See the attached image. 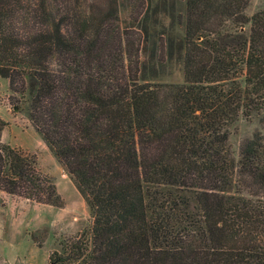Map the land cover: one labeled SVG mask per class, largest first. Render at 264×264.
<instances>
[{
	"label": "trees",
	"instance_id": "trees-1",
	"mask_svg": "<svg viewBox=\"0 0 264 264\" xmlns=\"http://www.w3.org/2000/svg\"><path fill=\"white\" fill-rule=\"evenodd\" d=\"M249 1L141 0L129 49L116 0H0L13 108L25 97L91 218L50 263L264 264V125L236 158L227 144L264 110V0L246 17ZM175 65L180 82L158 81ZM0 192L63 205L34 154L3 142Z\"/></svg>",
	"mask_w": 264,
	"mask_h": 264
},
{
	"label": "rangeland",
	"instance_id": "rangeland-1",
	"mask_svg": "<svg viewBox=\"0 0 264 264\" xmlns=\"http://www.w3.org/2000/svg\"><path fill=\"white\" fill-rule=\"evenodd\" d=\"M116 3L119 29L127 34L125 45L134 49L139 29L132 22L131 15L139 10L141 0H116ZM262 4L263 0H250L242 13L250 17ZM248 29L249 23H244L243 31L247 33ZM6 76L7 67L0 66V142L34 154L40 171L54 181L63 205L57 208L31 203L0 192V264H52L48 261L51 252L60 253L66 241L88 234L90 213L72 181L30 126L23 102L25 97H18L19 103L16 109L13 108L14 100L10 99ZM181 80L179 65H175L169 75L158 79L160 82ZM262 125L264 110L248 118L240 116L227 127V144L234 158L237 157L240 141ZM30 234H33L35 242ZM36 243L41 246L38 248Z\"/></svg>",
	"mask_w": 264,
	"mask_h": 264
},
{
	"label": "crops",
	"instance_id": "crops-1",
	"mask_svg": "<svg viewBox=\"0 0 264 264\" xmlns=\"http://www.w3.org/2000/svg\"><path fill=\"white\" fill-rule=\"evenodd\" d=\"M70 179V178H69ZM39 248V247H38Z\"/></svg>",
	"mask_w": 264,
	"mask_h": 264
}]
</instances>
